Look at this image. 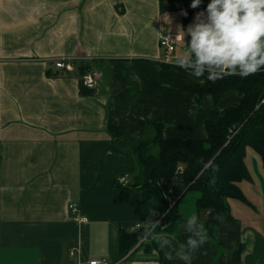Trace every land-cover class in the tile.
<instances>
[{
  "label": "crops",
  "instance_id": "obj_1",
  "mask_svg": "<svg viewBox=\"0 0 264 264\" xmlns=\"http://www.w3.org/2000/svg\"><path fill=\"white\" fill-rule=\"evenodd\" d=\"M163 33L178 36L175 57ZM217 39L225 67L264 53V0H0V264H264V222H238L229 205L208 236L201 192L182 177L170 182L176 232L157 227L149 251L120 257L122 232L143 231L158 212L137 187L132 151L153 135L147 122L162 123L166 139H205L206 124L241 102L234 90L198 101L187 88L205 81L176 67L209 58ZM244 161L241 189L257 201L264 171L248 167L246 148Z\"/></svg>",
  "mask_w": 264,
  "mask_h": 264
},
{
  "label": "trees",
  "instance_id": "obj_2",
  "mask_svg": "<svg viewBox=\"0 0 264 264\" xmlns=\"http://www.w3.org/2000/svg\"><path fill=\"white\" fill-rule=\"evenodd\" d=\"M227 52L226 44L217 39L209 58L198 59L196 64L188 66H176L205 81L203 85L187 88V91L197 94L198 101L211 95L218 103L225 93L232 90L242 96L239 106L224 110L217 119L206 124L207 138L166 139L163 136L164 125L148 121L147 130L154 129L153 135L146 134L132 144V151L141 166L137 187L144 194V203L158 208L151 220L153 223L155 219H161L158 229L165 226L167 230L176 232L182 220L177 211L178 198L171 195L170 188L173 179L182 177L187 187L201 192L197 202L198 213L206 223L207 235L213 236L219 224L230 217L228 199L239 196V182L247 179V174L249 177L244 161L246 141L262 155L264 161V53L241 57L238 62L225 67ZM88 69L87 64H80V71ZM232 127H240V130L229 142ZM210 162L212 164L207 168ZM151 222L142 228L143 231L122 232L120 257L139 248L147 235L152 236L149 230ZM151 242L144 244L149 243L147 251L154 246Z\"/></svg>",
  "mask_w": 264,
  "mask_h": 264
},
{
  "label": "rangeland",
  "instance_id": "obj_3",
  "mask_svg": "<svg viewBox=\"0 0 264 264\" xmlns=\"http://www.w3.org/2000/svg\"><path fill=\"white\" fill-rule=\"evenodd\" d=\"M176 48H177V46H176ZM257 48L261 49V47H257ZM250 51H252V50H250ZM169 57L172 58V57H175V55L172 54ZM166 126L168 128L171 126V124L166 125ZM151 132L153 134L154 129ZM234 138H235V136H233L231 139H228V141L231 142ZM246 142H247L246 143V161L248 162V167L250 165L251 168H255L257 166V163H259L257 166V173L259 172V167L260 168L262 167V169L264 171V161H263L262 155L251 144H249L248 141H246ZM211 164L212 163L210 162L208 164L207 168H210ZM246 169L248 172H250L247 167H246ZM248 178L249 177L247 174V179H244L241 182H239V190H240L239 196L231 197L228 199L229 205L232 206L231 209H232L233 219L237 220L238 222H242L244 224H249L252 222L263 223L264 222V196L261 194L262 192H261L259 182H257V194H258L256 197L257 201L253 200L250 196L251 195L250 192H248L249 190H253V188H250V189L248 188L246 191H243L241 189V185H243V184L245 185L246 180L248 181ZM259 181L262 185V181L260 178H259ZM252 203L255 207H251ZM187 206H189L188 198H186L184 203L181 204V207H178L182 211V213H181L182 216H183V212H184L182 208L187 207ZM170 207H173V205H170ZM244 208H246L247 211ZM249 210H251V211H249ZM155 220H156L155 222H153V223L151 222V226H150L149 230L154 228L153 229V231H154L160 225L161 219L157 218ZM140 225L142 226V228L146 227V225H143V224H140ZM213 241H214V243H216L215 240H211V242H213ZM219 249H220V252H222V250H223L222 247L219 246Z\"/></svg>",
  "mask_w": 264,
  "mask_h": 264
},
{
  "label": "built area",
  "instance_id": "obj_4",
  "mask_svg": "<svg viewBox=\"0 0 264 264\" xmlns=\"http://www.w3.org/2000/svg\"><path fill=\"white\" fill-rule=\"evenodd\" d=\"M179 38L178 36L171 34V33H163L161 36V46L167 51V53L172 54L175 50V45L178 42ZM55 66L58 69H67L70 70L72 69L73 65L70 64V60L67 61V59H60L57 60L55 63ZM98 80V76L97 73L95 72H88L85 74L84 77V84L88 87V88H94L96 86V82ZM240 130V127H232V129L229 132V139H231L233 136H236L238 134ZM119 183L122 185H127L129 183L128 177L124 176V177H120L119 178ZM71 209L76 212L77 209V205L73 204L71 205ZM83 222H85V219H82ZM137 228L141 229L142 226L138 225ZM154 229V228H153ZM153 229L150 230V232L153 231ZM147 242V236L141 241V243L139 244V246H141L142 244L144 245ZM89 264H108V262L103 259V260H93L90 261Z\"/></svg>",
  "mask_w": 264,
  "mask_h": 264
},
{
  "label": "water",
  "instance_id": "obj_5",
  "mask_svg": "<svg viewBox=\"0 0 264 264\" xmlns=\"http://www.w3.org/2000/svg\"><path fill=\"white\" fill-rule=\"evenodd\" d=\"M187 191H188V189L186 190V192H187ZM186 192H185V193H186ZM185 193H184V194H185ZM184 194H183V195H184Z\"/></svg>",
  "mask_w": 264,
  "mask_h": 264
}]
</instances>
